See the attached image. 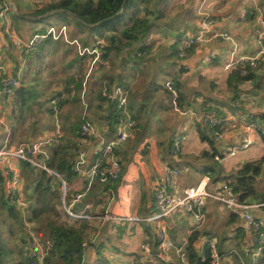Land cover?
<instances>
[{"label":"crops","instance_id":"1","mask_svg":"<svg viewBox=\"0 0 264 264\" xmlns=\"http://www.w3.org/2000/svg\"><path fill=\"white\" fill-rule=\"evenodd\" d=\"M8 1L9 7H0L4 8L0 11V136L6 138L10 128L15 127L19 140H11L12 146L43 142V149L50 157L52 149L61 142L54 140L56 122L63 130L62 139L74 135V129L80 127L83 102H87V116L96 123L101 135L85 145L90 162L92 150L101 138L110 139L116 135L118 123L115 120L121 112L103 96L104 89L130 87L128 109L136 120V127L118 151L124 161V171L112 189L106 191L102 184L94 190L93 196H90L92 189L83 198L82 209L90 207L87 213L93 216L91 221L99 230L93 234L90 244L85 243L82 264H91L97 258H102L105 264H188L178 259L177 248L167 254L159 247L156 239L159 226H163L176 247L184 251L191 234L198 231L200 237L196 247L200 254L208 247L207 239L216 237L221 264H264V251L253 254L252 233L246 226L242 210H232L213 197L207 198L198 217L180 209L163 221H144L156 213L155 190L168 167L180 171L173 177L170 187L173 193L182 194L206 178L208 191L220 193L223 184L234 181L235 173L243 165L264 157V69L255 70L254 76L239 81L235 78L237 65L230 70L224 69L234 49L236 57L264 50V38L263 42L261 39L264 27L260 23L264 17V0H160L152 6L153 12H138V17L146 19L149 27L143 37L131 41L134 39L124 34L123 28L133 22L127 15L124 23L117 27L119 37L113 46L107 37L90 30L80 31L71 13L51 10L42 14L44 7L60 0ZM204 13L211 16L213 31L228 32L231 39L213 38L195 46L188 57L181 58L176 45L178 38L183 32H197ZM51 25H66L69 39H78L83 45L93 46L98 38L106 39L107 57L104 56L102 64H93L91 57L80 56L77 46L65 39H43L32 54L16 44L18 38L45 33ZM71 28L79 31L73 34ZM18 72L22 75L21 85L14 95H5L2 77ZM170 80L178 84L184 109L191 107L204 112L214 108L224 115V138L217 141L219 159L212 155L211 145L202 140L195 117L174 111L172 97L166 88ZM28 87L40 92L34 103L28 99ZM16 95L24 105L21 108L13 103ZM55 95L62 97L58 116L53 113L51 104ZM236 100L239 105H234ZM16 112H23L18 118L23 119V124L18 122ZM172 113L178 120L169 127L164 115ZM248 125H253L254 142L244 147ZM165 132L171 134L170 146L168 138L157 141L152 138L154 133L160 138ZM177 133L182 138L181 148L173 151L172 138ZM5 138L0 145L9 141ZM75 138L77 141L78 137ZM143 156L145 159L140 161ZM27 164L16 161L21 176L20 198L29 203L22 187L28 174L24 168L32 178L39 176V170ZM30 177L28 183L33 182ZM56 182L60 183L54 178L51 185ZM68 182L74 193L83 188L84 177L78 174ZM3 185L7 196L9 182L6 177ZM255 187V196L245 201L237 198L250 205L253 216L264 222V164L256 177ZM28 190L31 193L32 187L28 186ZM29 208L30 205L25 211L19 209L18 213L25 217ZM31 241L32 253L38 242L33 238ZM48 246L43 245L45 250Z\"/></svg>","mask_w":264,"mask_h":264},{"label":"built area","instance_id":"2","mask_svg":"<svg viewBox=\"0 0 264 264\" xmlns=\"http://www.w3.org/2000/svg\"><path fill=\"white\" fill-rule=\"evenodd\" d=\"M8 0H0V7H9ZM213 20L211 16L204 13L200 23V28L195 33L183 32L178 38L176 45L177 50L182 58L189 56L191 50L198 45L206 44L213 38L219 39H231L228 32L213 31L211 29ZM260 23L264 27V17H261ZM263 42L264 29L261 34ZM51 38L54 40L65 39L70 44L76 45L80 56L91 57L92 63H101L104 61L106 53V39L98 38L96 44L93 46L83 45L78 39H69L66 25L57 27L51 25L45 33H37L33 36L22 39L18 38L16 44L19 47H24L27 54L35 52L43 39ZM236 46V45H235ZM234 52L236 50L234 49ZM233 52V58L227 61L224 65L225 70H230L235 65H241L243 67V73H246L247 64L255 68V70L264 69V50L255 55H238L235 56ZM2 66L0 65V71ZM89 77V76H88ZM87 77V79H88ZM22 83V75L20 72L12 75H7L1 79L2 91L7 96L14 95L16 89ZM87 80L84 81V86ZM169 89L173 92V102L176 105V109L182 114H191L195 117L198 123H201L208 130H213V135L217 141H221L224 138V131L222 130L225 122V117L218 109H209L204 112H197L193 108L180 109L177 104L178 93L173 87L172 81L168 83ZM85 87L82 91V99L85 98ZM130 87L118 86L114 90L104 89L103 96L107 100L116 101L117 107L121 110V117L117 124L116 135L110 139L104 137L93 148V159L88 161V153L85 145L89 140H93L96 137H101L98 131L96 123L88 118V103H84V109L81 117L80 135L76 141L75 159L72 163V171L76 175H82L84 177V186L80 190H77L72 195V200L67 204V195L70 189V184L67 178L50 168L46 164V160L49 158V153L43 149V142L39 143H21L17 146H12L11 143L5 142L0 145V167H3L5 177L9 182L7 197L11 203L18 205L19 209L26 210L29 203H26L20 198L19 190L21 185V176L16 168V161H24L30 163L33 167L39 171H46L51 177L58 179L62 184V200L65 211L72 217L76 218H90L93 217L87 213L86 209L75 210V206L78 202L93 189L95 183L100 182L108 189H112L117 180L121 177L124 171V161L119 156V149L127 139L132 135L133 129L136 127V120L132 117L128 109ZM53 106V113L58 116L62 104V97L55 95L51 99ZM234 105H239V100L234 102ZM57 123V131L54 140L59 142L63 138V130L61 125ZM253 125H248L246 130V138L243 144L244 147H249L253 144L254 140L251 137V130ZM182 138L178 135L172 145L173 151L180 150ZM219 159V156H216ZM180 171L174 167H168L165 172L164 179L159 183L155 190V208L156 213L144 221H153L155 219L163 221L167 219L177 210L183 209L186 214L199 216L201 209L206 203L208 197H213L217 201H220L227 205L228 208L235 210L241 209L242 216L245 219L247 228L252 233V245L253 254L259 255L264 251V222L253 216L250 211V205L240 202L237 198L234 188L225 183L222 186L220 193H211L208 191V179L202 180L197 185L191 186L182 194H175L170 190L173 182L174 175H178ZM51 184V182H50ZM156 239L159 247L165 252L170 253L174 248H177V257L181 263L187 262V257L182 247H176L171 238L169 237L166 229L163 226H159L156 232ZM207 246L212 252V264H221V255L218 252L216 237H209L207 239ZM46 250L42 244L35 243L32 255H37L41 264H43ZM91 264H105L102 258L95 259Z\"/></svg>","mask_w":264,"mask_h":264},{"label":"trees","instance_id":"3","mask_svg":"<svg viewBox=\"0 0 264 264\" xmlns=\"http://www.w3.org/2000/svg\"><path fill=\"white\" fill-rule=\"evenodd\" d=\"M159 1L160 0H60L55 3H50L48 6L44 7L41 12L44 14L48 11L56 10L61 11V13H71L74 17L75 24L78 26L80 31L90 30L91 32L98 34V36L107 37L110 41V45L113 46L119 37L116 33L117 27L124 23L127 15H129V18H131L133 22L130 25L127 24L123 28L124 34L134 39L131 41H137L139 37H143L149 27L146 25V19L138 17V12L139 10H144L147 14L153 12L151 11L152 6L157 5ZM142 4L145 5L142 6ZM129 11L131 12L128 13ZM106 31L111 32L107 35L105 34ZM108 46L109 45L105 48L106 52H108ZM237 67L238 68L235 71V78L238 81L254 76L255 68L250 65L247 64L245 69L246 73H243V67L240 64L237 65ZM171 81L175 90L178 91L177 89L179 88L177 82L175 80ZM79 88L80 84L77 85V89ZM166 88L173 98V92L169 89V87ZM177 93V102L179 106L182 107L183 103L181 102L180 91ZM112 102L117 105L116 101ZM117 117L118 118L117 121L115 120V123H118L121 117L120 111L117 113ZM198 128L202 140L211 145L213 149L212 155L215 158L218 153L217 139L213 135L214 129L208 130L201 123H198ZM79 135L80 127L78 126L74 129V135L66 137L65 140L63 139L64 142L61 140L62 143L52 149V155L48 158V160H46L48 167L64 175L68 181H71L76 175L72 171L71 167L75 159V137H79ZM263 164L264 157L258 161L246 163L235 173V180L229 184L234 188V191L240 201H245L248 197L256 195V177L260 174ZM27 165L30 166L31 164L28 163ZM54 178L46 171H39L37 181L28 183V186H34V191L36 194L39 193L40 195L38 198L39 205L36 207H32L33 205H30L29 209L32 210L33 216L31 219L29 218V220L35 221L36 219H39L44 213H46V211L48 212V210L52 214H57L54 208L55 206L52 205L51 207L52 202H50L51 198L54 197L55 191H57L52 190L50 187V182L53 181ZM4 180V172L0 169L1 207L6 209L7 214L18 223L19 213H17V211L19 208L16 204L11 203L6 196L3 185ZM105 189L107 191L108 187L105 186ZM48 194L50 199L47 198ZM56 197H59V199H55L60 202L59 191L57 192ZM73 221L74 222L64 221L61 224H59V221H53L49 224V240H51L52 244L48 246V249L46 250L43 264H82L85 243L90 241V236L96 233L99 230V227L93 224L92 221H89V219L76 218ZM21 223L25 227V222L23 223V221H21ZM10 230H12V227H10ZM90 232H92L91 235ZM199 237L200 233L198 231H194L187 241L185 248L187 262L188 264H212V252L208 247L204 250L203 254L198 252L196 242ZM30 241V239L23 240V242L28 245L31 244ZM9 253H11V251L6 246V241L0 236V264H40L38 256L32 255L30 250L25 252L21 258L7 262L4 259Z\"/></svg>","mask_w":264,"mask_h":264},{"label":"rangeland","instance_id":"4","mask_svg":"<svg viewBox=\"0 0 264 264\" xmlns=\"http://www.w3.org/2000/svg\"><path fill=\"white\" fill-rule=\"evenodd\" d=\"M144 5L142 4V6H144ZM71 31H72L73 34H75V32H78L79 29L77 31L76 28H71ZM45 70H46V68H45ZM38 73L40 74V71ZM36 75H38V74L36 73ZM169 82H171V80L166 83V86L167 87H168V83ZM45 91L47 92L48 89H45ZM52 91H55V90H52ZM43 92H44V90H43ZM26 93L29 95V97H28L29 101L32 100L31 103H34V102H36L38 100L37 99V95L40 92L38 91L37 88L28 87L26 89ZM51 93L52 92H50V94ZM172 100H173V98H172ZM13 103H14V105L18 106L19 108H21V107L24 106L22 103H20L19 98H18L17 95L13 98ZM177 104H178V102H177ZM178 106H179V104H178ZM173 108H174V111L176 110L175 112L178 111L176 109V105H175L174 102H173ZM179 108L180 109H183V106L182 107L179 106ZM33 110L34 111H37V108L36 107H33ZM15 111H16V109H15ZM75 112L77 113V111H75ZM173 113L170 116H167L166 114L164 115V117H165L164 122L166 121V124L169 127H172L173 124L176 123V121L178 120L177 117H176L177 119L175 118V116H174ZM21 115H23V112L22 113L21 112L17 113V119ZM151 121L153 122V120H151ZM18 122L20 124H23V119H18ZM151 124H150V126H151ZM178 135H179V133H177L176 135L173 136V138H172V145H173V143H174V141H175V139H176V137ZM67 136L68 135L65 136L64 140L66 139ZM152 136H153L152 138L155 139L156 141H157V139H165V138H168L167 143H168L169 146L171 144V142H170V136H171V134H169L168 132H165L162 136H160V138H157V133H154V135L152 134ZM4 138L2 136H0V141L1 140H4ZM16 139H17L16 129H15V127L14 128L12 127V129L10 128V134H9V136H7L5 138V141H8L9 140L8 143H10L12 141L15 142L14 140H16ZM18 140H19V138L16 141H18ZM62 141H63V139H62ZM146 144L147 143L145 142L144 148H146ZM172 145H171V147H172ZM144 157L145 156H143L140 161H142L143 159H145ZM24 169H25L24 171L26 173H28V174L25 176V178H26V184H23L22 187H23V189H24V191L26 193V196L28 197V200L27 201L29 202V205H33L32 207H36V206L39 205L38 198L40 197V195H39V193L36 194V192L34 191V186L32 187V192L31 193L29 192V190H28V180H29L28 177H30L29 176L30 173L27 171L26 168H24ZM30 180H33V182H35V181H37V178L36 177L35 178L34 177L33 178L30 177ZM101 185H102V183H100V182L97 183L95 185V187L93 188V192L90 194V196H93L94 190H96L97 188H99ZM50 187H51L52 190H57V191H55L54 197L51 198V200H50V202H52L51 207H52V205L55 206L54 208H55L57 214H52L48 210V212L46 211V213H44L39 219H36L35 221L29 220V218L31 219V217L33 216L32 210L29 209L27 211V214H26L25 217L19 214V217H18L19 220H18V223H17V221L15 219H12L7 214L6 209H4V208L1 207V202H0V236L6 241V246L11 251V253H9L6 256V258L4 259L5 261L10 262V261L19 259V258H21V256L25 252H27L28 250H30L31 244L28 245L27 243H24L23 242L24 239H30L31 240L33 238V239H36V241L38 243L42 244V245H46V244L51 245L52 244L51 243V240H49V238H50L49 237L50 236V226H49V224L51 222H53V221H59V224H61L64 221H66V222H74L73 220L76 219V217L70 216L65 211V209H64L63 200L61 198L62 197V184L56 182V183H54V185H51ZM58 191L60 193V202H59V200H56L55 199V198H58L59 199V197H56V194H57ZM72 194H73V191L70 189L68 191V195H67V199H66L67 204H69L71 202V200H72ZM47 198L50 199L49 198V194L47 195ZM0 200H1V195H0ZM83 207H84V200L81 201V202H78L76 204L75 210L82 209ZM89 208H87V210L90 211L91 209H89ZM48 209H50V208H48ZM17 213H18V211H17ZM92 218L93 217H90L89 218L90 219L89 221H91ZM78 219H80V218H78ZM21 221H23V223L25 222V227L23 226V224L21 223ZM92 223L94 224L93 221H92ZM10 227H12V230H10ZM91 233L92 232H90V235H91ZM92 238H93V234L90 236V241H88L89 244L91 243ZM30 242H32V241H30Z\"/></svg>","mask_w":264,"mask_h":264},{"label":"water","instance_id":"5","mask_svg":"<svg viewBox=\"0 0 264 264\" xmlns=\"http://www.w3.org/2000/svg\"><path fill=\"white\" fill-rule=\"evenodd\" d=\"M124 6H125V4H124ZM2 9H4V8H2ZM2 9L0 8V11H1Z\"/></svg>","mask_w":264,"mask_h":264},{"label":"bare ground","instance_id":"6","mask_svg":"<svg viewBox=\"0 0 264 264\" xmlns=\"http://www.w3.org/2000/svg\"><path fill=\"white\" fill-rule=\"evenodd\" d=\"M221 258H222V256H221Z\"/></svg>","mask_w":264,"mask_h":264}]
</instances>
